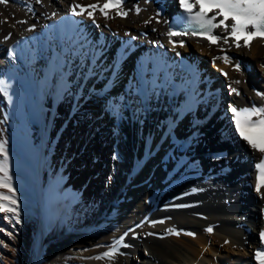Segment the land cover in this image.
Wrapping results in <instances>:
<instances>
[{"label": "bare ground", "instance_id": "obj_1", "mask_svg": "<svg viewBox=\"0 0 264 264\" xmlns=\"http://www.w3.org/2000/svg\"><path fill=\"white\" fill-rule=\"evenodd\" d=\"M71 2L0 4V139L21 220L0 216L12 234L0 232V264H256L261 154L236 133L230 108L264 106V40L237 50L187 35L173 49L166 32L182 15L179 0H125L129 16L97 14L99 27L71 16ZM221 47L232 64L213 63ZM87 80L110 125L84 110ZM121 237L131 245L122 255L94 259Z\"/></svg>", "mask_w": 264, "mask_h": 264}, {"label": "snow or ice", "instance_id": "obj_2", "mask_svg": "<svg viewBox=\"0 0 264 264\" xmlns=\"http://www.w3.org/2000/svg\"><path fill=\"white\" fill-rule=\"evenodd\" d=\"M7 2L8 0H0V4H7ZM35 2L42 4L43 0H35ZM124 3L125 0H103V3L96 0L95 3L84 5L72 0L68 11L71 16L84 17L99 27L97 14L105 20L126 19L129 16V10L125 9ZM179 8L182 10V18L185 20L187 27L184 31L169 29L166 32L168 42L173 49L185 47L183 39L177 41L174 38L187 35L206 40L209 45H219L222 41L223 45H228L229 48L234 46L237 50L242 47L250 49L253 41L257 39L264 40V0H179ZM28 10L32 11L31 8ZM135 12L137 15L140 14L141 9L139 6L135 8ZM52 15L55 16V13ZM159 15L160 13L156 14L157 17ZM153 19H156V17H152L144 23L147 25ZM17 22L27 23L23 20ZM156 22L160 23L161 21L157 19ZM0 23H6V21H0ZM33 29L34 25L28 30ZM217 29H221L224 34L222 36L215 34ZM7 38L5 37V39ZM220 51L224 55L213 57V63L222 60L225 64H232V58L227 54V50L221 47ZM177 54L179 55V53ZM9 55L13 60L15 59L14 51L9 52ZM233 69L237 72L241 71V65L238 61L233 65ZM219 71L227 78L228 74L226 72H223L222 69ZM234 83L239 84L240 81L236 80ZM0 85H3L0 91H4L7 95L5 82L0 80ZM229 87L232 92L239 94L236 88H232L231 85ZM256 94L264 99V93L257 92ZM230 111L236 133L254 152L261 154L260 162L255 165L257 171L255 190L264 199V192H262V189H264V106L254 105L245 108L233 106ZM7 145L8 141L6 139H0V216L14 226L21 223L20 203L11 174ZM178 207H185V205H179ZM160 223H163V221H160ZM205 231L212 233L213 228L208 227ZM0 232L8 236L12 235L4 228H0ZM169 234L179 236L180 232L169 230ZM149 235H152V233H149ZM187 235L195 236L191 232ZM259 241L261 248L254 253V257L256 264H264V230L259 232ZM225 243H228V241H225ZM0 244H3V241H0ZM120 247L127 248L131 245L123 243V237H121L102 256L94 257V259L107 258L110 261L114 260L118 254H123L119 251Z\"/></svg>", "mask_w": 264, "mask_h": 264}, {"label": "rangeland", "instance_id": "obj_3", "mask_svg": "<svg viewBox=\"0 0 264 264\" xmlns=\"http://www.w3.org/2000/svg\"><path fill=\"white\" fill-rule=\"evenodd\" d=\"M156 31V30H155ZM144 33H147V34H149V32H144ZM142 36H144V34H142ZM148 38V37H147ZM147 38H144V39H147ZM196 56H199L198 54H195ZM232 62H234V60L232 59ZM201 64H200V67H201V69H202V71L203 72H206V71H209L208 72V76H211L212 74H214V69L212 68V66H211V62L206 58V57H204L203 58V61L202 62H200ZM204 65V66H203ZM212 68V69H211ZM208 76H207V78H208ZM90 80H87V81H85V83H84V85L82 86V88L85 90V92L87 93V96H86V98H85V102L83 103V108H84V110L86 111V112H88V114H90V117L91 118H94V117H96V113H101V110H100V108H101V103H103V102H105L106 100H104V99H101V98H97L96 97V93H97V91L99 90V89H97V88H95V89H91V90H89V91H87L88 90V88H89V85H90ZM204 90V84H202L201 83V86L199 87V91L200 92H202ZM203 97L205 98H207V96H205V95H203ZM99 99V100H98ZM102 101V102H101ZM222 105H223V108L226 110V111H228V109H229V107H228V103H227V100H225V99H223L222 100ZM98 104V105H97ZM228 107V108H227ZM101 114H103V116H102V119H104L105 118V122H109V123H107L108 125H110L111 123H110V121L108 120H106V118H107V116H106V113L104 112V110H103V112L101 113ZM127 144H126V142L124 143V146H126ZM124 170H125V168H123ZM99 233H101V231H99ZM88 239V237L87 236H84V237H82V238H79L78 240L79 241H84V240H87ZM143 253V255H147V252H145V251H143L142 252Z\"/></svg>", "mask_w": 264, "mask_h": 264}]
</instances>
